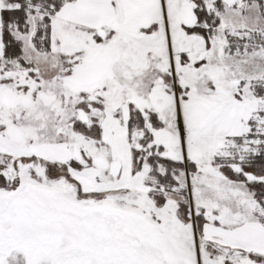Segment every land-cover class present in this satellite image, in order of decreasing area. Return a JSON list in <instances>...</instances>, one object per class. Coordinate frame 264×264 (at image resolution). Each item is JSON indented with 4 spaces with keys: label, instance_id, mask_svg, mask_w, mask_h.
<instances>
[{
    "label": "snow or ice",
    "instance_id": "obj_1",
    "mask_svg": "<svg viewBox=\"0 0 264 264\" xmlns=\"http://www.w3.org/2000/svg\"><path fill=\"white\" fill-rule=\"evenodd\" d=\"M0 264H264V0H0Z\"/></svg>",
    "mask_w": 264,
    "mask_h": 264
}]
</instances>
